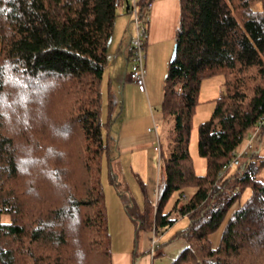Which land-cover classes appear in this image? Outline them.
<instances>
[{
	"label": "trees",
	"instance_id": "16d2710c",
	"mask_svg": "<svg viewBox=\"0 0 264 264\" xmlns=\"http://www.w3.org/2000/svg\"><path fill=\"white\" fill-rule=\"evenodd\" d=\"M123 2L129 11L130 0H0V264H112L101 165L106 158L111 178L102 128L112 123L113 100L107 98L102 121L101 82ZM150 2L138 7L145 34ZM179 2L161 105L173 126L166 154L160 148L162 178L149 217L154 235L186 215L187 226L170 237L185 240L171 264H264L257 154L243 168L227 167L264 114V0ZM214 74L224 82L197 126L205 160L199 175L187 143L201 80ZM246 188L213 247L210 233Z\"/></svg>",
	"mask_w": 264,
	"mask_h": 264
},
{
	"label": "rangeland",
	"instance_id": "374dc122",
	"mask_svg": "<svg viewBox=\"0 0 264 264\" xmlns=\"http://www.w3.org/2000/svg\"><path fill=\"white\" fill-rule=\"evenodd\" d=\"M139 1L142 0H137L138 7L140 5ZM123 18L126 20L125 23L129 25V30L133 35L135 26L132 12L126 10L124 2L118 6V16L115 21L119 23L120 20L121 26ZM126 24L123 26V31L128 33L129 31L126 29ZM173 45L174 42L171 46H166L164 61L162 62L161 58L158 65L155 67L150 84H148L149 82L146 78L145 90H142V92H144V95H147L148 101L146 100L145 104L144 102L142 104V102L139 101L137 92L139 87L136 84H134L135 86L133 85V87L127 86L126 94H129L135 102L133 103V107L125 109L124 90L120 85L117 95L116 93L115 97L112 95V123L110 127L102 128L103 140L107 146V156L110 160L113 172V175L110 178L111 174L106 166L105 158L101 165V182L104 188V200L107 210L108 230L111 237V249L113 253H131L134 251L135 255L131 259L132 264H137L136 260L146 254H150V256H154L155 258L161 257L164 253L163 249L166 244L165 242L168 241L175 231L186 227L189 222L186 215L178 216L171 226L154 235L153 220L152 218H149L150 211L151 214H153L154 211V201L158 191V184H160L162 178V162L159 158L160 152L155 150L154 146L159 144L162 153L166 154L170 144V136L172 134L173 118L170 115L162 114L161 105L163 101L164 79L167 74ZM223 82L224 76L222 74H214L203 78L199 86L198 103L195 106L191 118V127L187 143V150L194 172L199 175L204 174L205 172V160L197 152V126L200 122L209 118L214 106L215 98L219 96ZM102 91L103 86L101 92ZM104 94L105 92L102 94L100 116L102 121L108 120ZM121 123H123L122 131L124 133L140 132L148 126V128H146L147 131L152 133L154 137L148 144H144L141 147L137 146L135 147L136 149H121V140L119 141V138H117V135L120 137L119 132L120 135L124 134H121L119 128ZM244 143L245 140L243 138L242 144ZM252 148V150L250 149L247 152V155L245 154L243 157L236 160V164L231 165L230 171L233 172L236 166L243 168L248 155L257 154L254 157L255 164H258L257 174L259 178L264 180V129L259 131V133L253 138ZM260 160H263V162ZM192 191V187L185 189L186 194H190ZM248 192V188L242 191L241 195L236 198L228 208L221 224L210 233L209 238L213 247L217 246L221 231L228 217L239 206V204L245 200ZM176 196V192L172 193L164 206L165 211L172 206ZM147 210L149 211L148 217L146 216ZM131 217H136L137 220H133ZM138 219L145 222L142 223L140 229L135 230L134 225L138 222ZM7 220L8 218L5 215L1 217V221ZM142 232H148L152 236L149 240L148 249L138 252V249L143 247Z\"/></svg>",
	"mask_w": 264,
	"mask_h": 264
},
{
	"label": "crops",
	"instance_id": "0c3cea01",
	"mask_svg": "<svg viewBox=\"0 0 264 264\" xmlns=\"http://www.w3.org/2000/svg\"><path fill=\"white\" fill-rule=\"evenodd\" d=\"M179 15V0H151L149 3L144 45V68L146 69L144 77L145 83L147 78L149 82L148 84H150L155 67L158 65L161 58L162 62L164 61L166 46H171L174 42L175 31L179 23ZM125 22L126 20L123 18L121 26L120 20L119 23L116 21L114 23L112 36L107 50L108 60L102 77L101 89L103 86L102 94L105 92V101H107L109 96L112 98V95L115 97V93L117 95L121 85L124 90V104L126 109L133 107V103L135 102L129 94H126L127 86L133 87L135 83L128 77L127 73V58L130 49L129 41L132 32L129 30V25ZM124 24H126V29L129 31L128 33L123 31ZM137 92L139 101H141L142 104L143 102L145 104L146 100L148 101L147 95H144V92H142L140 88ZM122 127L123 123H121L119 127L121 134L124 133ZM146 128H148V126L140 132H125L122 135H120L119 132L120 137L117 135V138H119V141L121 140V149L130 148L133 150L136 149L135 147L137 146L141 147L144 144H148L154 136L152 133L148 132ZM141 235L143 247L145 248L140 247L138 252L148 249L149 240L152 236L148 232H142ZM165 243L163 249L164 253L161 257L155 258L154 256H150V254H146L136 260L137 264H171V262L179 255L180 251L185 247V240L182 238H169ZM134 253V251L131 253H113L111 249V263L132 264L131 259L135 255Z\"/></svg>",
	"mask_w": 264,
	"mask_h": 264
},
{
	"label": "built area",
	"instance_id": "2783aa9c",
	"mask_svg": "<svg viewBox=\"0 0 264 264\" xmlns=\"http://www.w3.org/2000/svg\"><path fill=\"white\" fill-rule=\"evenodd\" d=\"M133 22L134 34L130 37V44L133 49V56L128 65V77L141 89L145 90V68H144V52H143V37L145 34L146 18H141L138 14L137 0H130ZM149 6V5H148ZM264 127V114L261 115L257 121V125L248 130L244 135L245 143L232 151L233 158L228 162L227 167L236 164V160L243 157L252 148V140L259 133V130ZM154 149L160 152V145L154 146ZM240 149V150H238ZM235 162V163H233ZM236 189L232 192L235 194ZM155 244V243H154Z\"/></svg>",
	"mask_w": 264,
	"mask_h": 264
},
{
	"label": "water",
	"instance_id": "95a60500",
	"mask_svg": "<svg viewBox=\"0 0 264 264\" xmlns=\"http://www.w3.org/2000/svg\"><path fill=\"white\" fill-rule=\"evenodd\" d=\"M175 54H176V45L174 44V45H173V50H172V54H171V58H170V60H173V59H174Z\"/></svg>",
	"mask_w": 264,
	"mask_h": 264
}]
</instances>
